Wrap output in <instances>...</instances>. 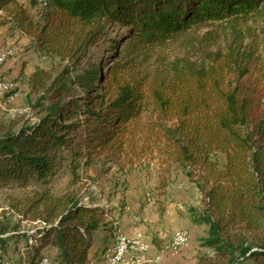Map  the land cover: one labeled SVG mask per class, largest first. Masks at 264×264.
Returning <instances> with one entry per match:
<instances>
[{"label": "trees", "instance_id": "obj_1", "mask_svg": "<svg viewBox=\"0 0 264 264\" xmlns=\"http://www.w3.org/2000/svg\"><path fill=\"white\" fill-rule=\"evenodd\" d=\"M41 2L36 15L21 0H0V27L30 35L50 60L28 75L36 120L0 121V187L48 184L67 155L78 176L104 151L130 165L150 152L201 193L191 213L212 253L199 264H264V106L237 80L248 50L264 41V0ZM105 19L126 28L122 48L80 69L89 47H100ZM12 207L43 225L30 234L1 222L0 259L10 240L37 234L32 264L45 247L52 264L88 261L103 208L47 191Z\"/></svg>", "mask_w": 264, "mask_h": 264}, {"label": "rangeland", "instance_id": "obj_2", "mask_svg": "<svg viewBox=\"0 0 264 264\" xmlns=\"http://www.w3.org/2000/svg\"><path fill=\"white\" fill-rule=\"evenodd\" d=\"M41 1L32 6L31 0H21L36 15L41 11ZM103 25L100 47H89L87 56L80 61V69L88 68L91 58L98 66L109 49L122 48L126 28L107 19ZM32 41L33 37L13 25L0 27V56L6 55L5 61L0 63V81L4 83L0 90V121L8 122L24 116L36 120L32 104L37 96L29 95L28 75L38 65L50 67V60L38 57ZM249 41L248 38L246 44ZM263 42L248 50V72L236 78L264 106ZM104 69L101 65V71ZM108 155V151H104L90 165L81 164L78 176L71 172V157L67 155L62 168L48 184L32 181L26 187H0V223L19 225L22 232L29 230L30 234H34L35 227L43 225V222L21 221V215L12 206L36 191H47L59 197L71 195L84 204L103 208L104 215L94 233L85 264H199L202 255L212 253L203 242L207 227L195 223L191 213L192 209H200L201 193L180 168L174 165L164 170V165L150 152L135 158L133 165L126 163L123 156L119 161H110ZM124 226L133 230V235L127 234ZM120 230L129 238H141L147 249L142 252L129 250L119 261L111 263L109 257L117 244ZM181 230L188 232L189 241L179 248L172 242ZM103 231H107L108 241L104 240L105 235L99 234ZM37 236H32L29 243L24 237H19L18 241L10 240L0 259L2 264H27L31 260L30 243H35ZM110 236L113 239L110 240ZM54 254L53 249L45 247L39 252L35 264H52ZM242 264L253 263L245 260Z\"/></svg>", "mask_w": 264, "mask_h": 264}, {"label": "bare ground", "instance_id": "obj_3", "mask_svg": "<svg viewBox=\"0 0 264 264\" xmlns=\"http://www.w3.org/2000/svg\"><path fill=\"white\" fill-rule=\"evenodd\" d=\"M5 56L6 55L3 54L2 56H0V63L5 61ZM3 86L4 83L0 81V90L1 88H3ZM121 236H123L124 247L122 248L121 251H118V249L121 248ZM116 240H117V244L114 248L113 253L110 254L109 257L111 263H116L117 261H119L124 256V254L129 250H132L134 252H142L147 249V246L143 243V241L139 237L129 238L126 235L122 234L121 232H118ZM188 241H189L188 232L185 230H181L174 236L172 244L175 247H179L180 245H182V242H186L188 244Z\"/></svg>", "mask_w": 264, "mask_h": 264}, {"label": "crops", "instance_id": "obj_4", "mask_svg": "<svg viewBox=\"0 0 264 264\" xmlns=\"http://www.w3.org/2000/svg\"><path fill=\"white\" fill-rule=\"evenodd\" d=\"M32 72H33V71H32ZM32 72H31V73H32ZM31 73H30V74H31ZM30 74H29V75H30ZM123 228H124V230H125V232H126L127 234H131V235H133V233H134L133 230L128 229L127 226H124ZM120 231H121V230H120ZM106 232H107V231H103V233H99V234H101L102 236L105 235V236H104V237H105L104 240H105V241H108V237H107L106 234H105ZM121 233H122V231H121ZM139 235H141V234H139ZM109 239L111 240V239H113V238L110 236ZM148 251H149V250H148Z\"/></svg>", "mask_w": 264, "mask_h": 264}, {"label": "built area", "instance_id": "obj_5", "mask_svg": "<svg viewBox=\"0 0 264 264\" xmlns=\"http://www.w3.org/2000/svg\"><path fill=\"white\" fill-rule=\"evenodd\" d=\"M187 243L186 242H182V245L179 246V248L185 246ZM124 247V243H123V236H121V248L118 249V251H121L122 248ZM49 261V260H48ZM110 261V260H109Z\"/></svg>", "mask_w": 264, "mask_h": 264}]
</instances>
